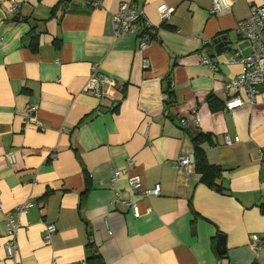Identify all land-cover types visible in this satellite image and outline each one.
Listing matches in <instances>:
<instances>
[{"label":"crops","instance_id":"0c3cea01","mask_svg":"<svg viewBox=\"0 0 264 264\" xmlns=\"http://www.w3.org/2000/svg\"><path fill=\"white\" fill-rule=\"evenodd\" d=\"M229 1L210 15L212 0H99V8L0 0V264H90L91 254L100 264H264V85L253 103L223 109L225 85L241 72L228 59L251 53L236 26L264 0ZM124 2L151 37L143 51L140 32L113 33ZM160 5L174 9L165 21ZM223 36L230 48L210 57ZM93 64L113 81L103 99L85 90ZM28 106L35 125L24 121ZM198 132L212 138L201 148L220 168L219 191L200 182L194 164L186 172L176 164L193 155ZM126 168L112 189L113 172ZM133 176L160 195L132 193ZM121 202L135 203L139 217ZM7 214L19 224L13 259L4 251ZM46 225L56 230L49 242Z\"/></svg>","mask_w":264,"mask_h":264},{"label":"built area","instance_id":"2783aa9c","mask_svg":"<svg viewBox=\"0 0 264 264\" xmlns=\"http://www.w3.org/2000/svg\"><path fill=\"white\" fill-rule=\"evenodd\" d=\"M90 6L92 8H99L101 6L99 0H91ZM18 5L11 4L10 10H16ZM231 8L229 0H212L211 7L209 9L210 15H218L222 12L228 11ZM156 12L162 21L167 20L170 15L173 14L174 9L167 7L166 5H160L156 8ZM142 14L138 12L136 7L131 2L120 3L116 12L112 15L111 24L114 35L120 36L128 32H140L138 48L143 51L151 38L147 29H142ZM144 26V25H143ZM236 34L242 40L249 42L251 46V53L247 56L233 55L228 59L229 64H238L241 67V72L235 79L225 85V94L229 96V99L225 101L223 105L224 111H233L241 108L246 102L253 103L259 91L258 88L264 85V3L251 10L250 16L240 21L236 26ZM204 65H211L209 59L201 61ZM113 81L106 75L99 71L96 64L91 65L90 74L87 78L85 90L97 99H103L106 94V87L112 86ZM232 94V95H231ZM37 108L35 106H28L25 109L24 121L26 124L35 125ZM192 122L195 126L199 125V120L195 116L192 118ZM182 127H187L188 122L186 120H180ZM238 141V139H235ZM230 143L229 140H227ZM12 157H9V159ZM11 160V159H10ZM131 164V161L127 160V166ZM176 164L181 172H186L193 164V155H182L176 160ZM127 169L123 171H114L110 180V187L113 189L115 179L121 174H126ZM127 184L130 191L140 197H157L160 195L159 185H155L152 188L143 187L140 179L137 176L127 178ZM116 201L118 200V194H115ZM127 205L135 218L139 217V211L135 203L121 202ZM34 205H20L16 207L15 214L25 213L29 208ZM14 216L7 214L5 216L8 237L4 243V251L6 257L9 259L14 258L16 252V231L19 228V224L14 220ZM53 225H46L44 228L43 240L49 242L52 235L55 233ZM261 244L259 238H255L252 246L257 248ZM52 264H55L53 262ZM83 264V263H82Z\"/></svg>","mask_w":264,"mask_h":264},{"label":"trees","instance_id":"16d2710c","mask_svg":"<svg viewBox=\"0 0 264 264\" xmlns=\"http://www.w3.org/2000/svg\"><path fill=\"white\" fill-rule=\"evenodd\" d=\"M91 0H89L88 5L90 6ZM91 7V6H90ZM92 8V7H91ZM143 23V22H142ZM160 27H165L164 24L160 25ZM151 38V37H150ZM168 102L167 105H170L172 101L170 98L172 97L171 92L167 93ZM209 103H213L212 98H209ZM115 110V109H114ZM192 146H193V157H194V168L197 174L200 176V182L206 185L208 188L219 191V187L216 184V181L220 174V168L217 166L210 165L207 163V160L204 155V151L201 148V145L204 143L212 144V138L209 134L196 133L192 137ZM262 212H264V204L262 205ZM90 264H100V259L98 256L91 254V256L87 259Z\"/></svg>","mask_w":264,"mask_h":264},{"label":"water","instance_id":"95a60500","mask_svg":"<svg viewBox=\"0 0 264 264\" xmlns=\"http://www.w3.org/2000/svg\"><path fill=\"white\" fill-rule=\"evenodd\" d=\"M212 44L214 45V47L212 48V50L209 51L210 57L213 56V52L218 53V49L222 46L224 47L225 51L228 50L231 46V40H229L228 36L218 37L213 40ZM223 246H224V238L222 236H218L217 248L220 249L223 248Z\"/></svg>","mask_w":264,"mask_h":264}]
</instances>
